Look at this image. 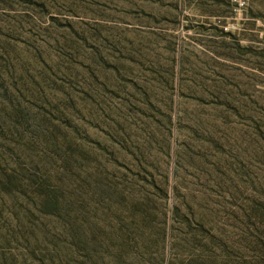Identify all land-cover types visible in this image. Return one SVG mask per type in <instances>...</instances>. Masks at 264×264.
Here are the masks:
<instances>
[{"label": "rangeland", "instance_id": "374dc122", "mask_svg": "<svg viewBox=\"0 0 264 264\" xmlns=\"http://www.w3.org/2000/svg\"><path fill=\"white\" fill-rule=\"evenodd\" d=\"M0 0V264H264V0Z\"/></svg>", "mask_w": 264, "mask_h": 264}, {"label": "built area", "instance_id": "2783aa9c", "mask_svg": "<svg viewBox=\"0 0 264 264\" xmlns=\"http://www.w3.org/2000/svg\"><path fill=\"white\" fill-rule=\"evenodd\" d=\"M237 2L238 5L243 4V1H239V0H235ZM262 42H261V49L264 51V30L261 32L260 34Z\"/></svg>", "mask_w": 264, "mask_h": 264}]
</instances>
